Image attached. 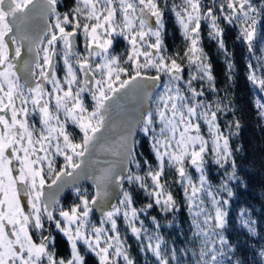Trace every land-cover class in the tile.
<instances>
[{
  "label": "snow or ice",
  "instance_id": "6c2138e0",
  "mask_svg": "<svg viewBox=\"0 0 264 264\" xmlns=\"http://www.w3.org/2000/svg\"><path fill=\"white\" fill-rule=\"evenodd\" d=\"M62 7L61 0H0V264H88L87 255L96 264H139L121 221L150 264H248L227 235L231 182L239 180L232 137L241 121L221 123L235 112L224 103L230 85L219 95L202 40L206 31L216 41L229 81L234 61L222 22L237 27L250 54L260 52L247 80L264 121V0H72ZM168 13L182 50L168 51ZM118 38L126 42L121 52ZM126 102L135 106L127 111ZM141 134L152 159L140 151ZM101 152L103 164L94 160ZM209 159L224 170L218 184ZM81 177L92 181L91 192ZM170 177L188 215L179 243L150 215L179 208ZM69 187L76 199L65 206L60 193ZM138 191L148 201L141 207ZM248 211L241 208L238 220L255 234ZM54 231L66 238L67 256L58 254ZM258 255L264 260V246Z\"/></svg>",
  "mask_w": 264,
  "mask_h": 264
},
{
  "label": "trees",
  "instance_id": "16d2710c",
  "mask_svg": "<svg viewBox=\"0 0 264 264\" xmlns=\"http://www.w3.org/2000/svg\"><path fill=\"white\" fill-rule=\"evenodd\" d=\"M225 28L224 39L228 50L233 53L234 61V79H226V61L224 55L218 49L215 41L209 40L206 31L202 44L209 60L213 66V72L216 77L217 87L220 89L219 95L224 96V89L228 87V95L224 103L230 108H234V114L229 112L221 117V123L224 120L240 119L241 130L238 135L232 137L234 159L236 160V173L239 180L232 181L231 185L235 195L230 198L229 209L230 226L227 232L231 241L241 249V255L247 257L248 264H264L259 255V249L264 246V121L257 115L258 110L255 107V99L259 95L258 90L247 80L249 69L248 63L252 55L247 51L246 45L236 39L238 29L235 26H229L222 22ZM165 43L169 52L182 50L184 46L182 35L179 32V26L175 23V18L171 13L166 18ZM260 45H257L259 48ZM257 51L256 53H258ZM213 94L209 93L211 98ZM143 146L140 151L149 159H152V151L149 138L140 135ZM230 170V169H229ZM207 171L210 180L218 184L224 170L218 169V166L208 161ZM172 191L176 195L179 208L175 215L159 212L158 207L150 210L152 216H157L163 224L162 232L166 236H174L178 243L184 240V231L187 229L188 215L182 190L180 185L174 182V177H170ZM72 194L69 192L62 200L64 204L72 201ZM137 205H144L146 200L143 192H137L135 196ZM241 208L248 209V215L255 221L256 233L248 232L247 228L241 225L238 220V213ZM169 221L178 222V225H170ZM130 238V237H129ZM131 250L136 255L139 264H149L144 260L143 253L137 251V247L132 241ZM56 248L58 254L67 256L69 247L66 238L58 236ZM182 246V245H181ZM88 264H96L95 258L87 255Z\"/></svg>",
  "mask_w": 264,
  "mask_h": 264
},
{
  "label": "rangeland",
  "instance_id": "374dc122",
  "mask_svg": "<svg viewBox=\"0 0 264 264\" xmlns=\"http://www.w3.org/2000/svg\"><path fill=\"white\" fill-rule=\"evenodd\" d=\"M206 36H207V34H206ZM203 37H204V34H203ZM208 37V36H207ZM118 39H122V38H118ZM208 39L209 40H211L209 37H208ZM216 42V41H215ZM124 43H125V45H126V42L124 41ZM252 55V54H251ZM258 55H260V52H258V53H255V55H252V57H251V62L253 63V64H255L256 63V59H255V57L256 56H258ZM185 75H187V72L185 73ZM143 135V134H142ZM148 138V137H147ZM150 141V140H149ZM61 162H62V160H61ZM208 172V171H207ZM212 182V181H211ZM213 183V182H212ZM213 184H215V183H213ZM80 186L81 187H83V188H87V189H89V191L91 192V184H89V183H82V184H80ZM126 187H127V185H126ZM71 194H72V196L73 197H75V195H74V191L73 190H71V192H70ZM221 195H225L224 193H221ZM76 199V197L75 198H72V201L71 202H68L67 204H64L63 203V199H61V203L63 204V205H65V206H68V205H70L71 203H73V201ZM24 203H26V199L24 200ZM230 205V204H229ZM229 205H228V207H229ZM136 206L137 207H141V206H143V205H137L136 204ZM151 215V214H150ZM152 216V215H151ZM98 218H99V215H97L96 214V216L94 217V219H97L98 220ZM142 218H144V217H142ZM145 222H146V226H148V227H152V224H151V219H150V217H148V218H146V220H145ZM169 222H171V221H169ZM172 225H178V222H174V223H171ZM120 229H121V232H122V234H125L126 236H127V239H128V243L131 245V242H130V240L129 239H132V241L134 242V244L136 245V249H137V251L139 252V248H138V244H137V241H136V239L134 238V237H132V235H131V233L130 232H128L127 231V228H126V226L123 224V222L121 221L120 222ZM54 233L56 234V232L54 231ZM58 233V232H57ZM58 234H60V233H58ZM62 235V234H61ZM130 237V238H129ZM62 256V255H61ZM143 257H144V260H146L149 264H150V261L147 259V257L145 256V254L143 253Z\"/></svg>",
  "mask_w": 264,
  "mask_h": 264
},
{
  "label": "water",
  "instance_id": "95a60500",
  "mask_svg": "<svg viewBox=\"0 0 264 264\" xmlns=\"http://www.w3.org/2000/svg\"><path fill=\"white\" fill-rule=\"evenodd\" d=\"M21 75H23V72H21ZM135 106L134 102H126V110L130 111L133 107ZM114 118L116 119H120L122 118V112L120 110H117L116 112L113 113ZM111 133H107L106 136H110ZM108 159V157L104 154V153H97L94 156V160L98 161L100 164H103V162ZM97 165L92 163L90 161L89 163V169L91 170L92 168L96 167ZM50 182V181H49ZM83 182H89L92 183V181L90 179H86L84 177H81L80 179V184ZM70 188V187H69ZM69 188H65L61 193H60V199L63 196V194L69 189ZM99 215V213H97Z\"/></svg>",
  "mask_w": 264,
  "mask_h": 264
},
{
  "label": "flooded vegetation",
  "instance_id": "af4514ba",
  "mask_svg": "<svg viewBox=\"0 0 264 264\" xmlns=\"http://www.w3.org/2000/svg\"><path fill=\"white\" fill-rule=\"evenodd\" d=\"M72 0H61V4L63 5V7L60 9L61 11H65L69 6H71ZM126 45L124 43V41L122 39H118V43H116L115 48L118 52H121L125 49ZM55 238H56V244H57V239L58 236L63 237V235L58 234L56 232V234L54 233ZM64 238V237H63Z\"/></svg>",
  "mask_w": 264,
  "mask_h": 264
}]
</instances>
